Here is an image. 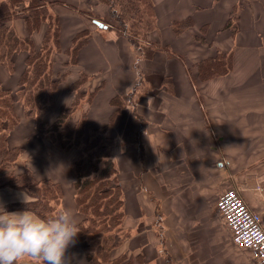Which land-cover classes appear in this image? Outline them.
Returning <instances> with one entry per match:
<instances>
[{
  "label": "crops",
  "instance_id": "crops-1",
  "mask_svg": "<svg viewBox=\"0 0 264 264\" xmlns=\"http://www.w3.org/2000/svg\"><path fill=\"white\" fill-rule=\"evenodd\" d=\"M47 1L60 3L52 11L60 19L63 50L71 48L80 31L91 29L92 35L78 51V61L91 78L86 86L100 87L89 106L88 126L107 125L108 135L118 144L119 151L113 155L124 193L125 228L133 229L119 253L142 251L146 264H260L251 250L238 247L232 239L228 244V226L218 218L211 199L229 184L261 213L264 224V0H153L157 21L148 37L168 49L157 50L137 67V55L127 37L90 24L88 15L98 13L102 0ZM240 5L234 31L226 25ZM187 19L191 26L176 32L174 23ZM23 21L14 22L21 37L28 35ZM202 30L204 41L197 38ZM32 37L35 46H41L43 30ZM226 51L232 54L226 74L200 79L196 67L192 74L188 71L195 62ZM19 54L12 72L0 63L5 88L19 86L27 57ZM130 90L138 93L137 112L127 105L116 110L112 98ZM61 94L62 90L54 94L56 108L66 102ZM14 107L20 121L9 141L22 147V153L12 169L16 173L29 169L37 180L59 183L63 208L71 209L80 223L82 216L71 201L72 163L79 151L64 152L41 137L35 118L22 104ZM49 112H45L48 120L54 115ZM142 184L147 193L141 190ZM24 194L30 199L23 190L0 189V197L7 195L10 203L21 202ZM146 198H159L164 218L171 222L166 227L171 232L166 243L170 262L147 235L132 248ZM134 218L140 220L134 224ZM152 247L158 252L149 257L146 250Z\"/></svg>",
  "mask_w": 264,
  "mask_h": 264
},
{
  "label": "trees",
  "instance_id": "trees-1",
  "mask_svg": "<svg viewBox=\"0 0 264 264\" xmlns=\"http://www.w3.org/2000/svg\"><path fill=\"white\" fill-rule=\"evenodd\" d=\"M16 1L0 2V61L13 70L15 56L21 51L27 52L26 69L22 73L18 88H5L0 81V185L9 183L24 190L32 201L28 206L29 210L39 217L53 216L62 209L63 188L59 183L50 179L37 180L29 169L20 173L12 169L22 151V147L11 146L9 141L12 130L20 121L14 107L16 103H20L28 115L35 117V126L41 137L62 150L67 151L74 147L80 149L79 157L72 163L75 172L76 206L83 216L79 223L81 231L77 239L83 243L89 263L146 264L143 252L135 255L116 252L128 238L129 232L125 228L123 189L112 153L115 140L108 136L107 125L88 126V100L81 107L84 96L88 95L90 100L96 90L83 91L80 86L84 84L78 78L69 86V89L75 92L71 103L57 108L54 119L45 118V112L54 107V93L65 76L62 74L56 77L52 71L53 48L59 46L58 17L50 11L52 3L46 0H28L26 5ZM109 2L114 7L118 0ZM118 3H121L120 9L113 10L117 12L120 25H110L109 28L115 29L121 36L129 38L128 35L132 34L134 38L137 36L142 39L143 43H134L139 59H149L157 50L168 49L148 39V34L156 27L157 21L152 0H121ZM20 6L21 10L15 11V8ZM240 7L241 5L236 7L226 25L228 28H234V31L237 28L235 23ZM18 17H23L28 25L27 37H21L16 32L13 21ZM44 24L46 29L43 44L37 48L31 35ZM128 24L130 33L125 27ZM189 26L190 19L173 25L176 32H181ZM79 33L69 48L74 60L78 50L87 42L90 31L84 29ZM198 35L197 38L204 41V31ZM231 56L230 52H220L212 59L198 62V78L208 79L226 74L232 67ZM81 74L86 76L85 73ZM112 103L116 110L125 106V100L119 94L112 98ZM13 205L27 207L21 202H14ZM170 259L168 257L166 261L170 262ZM28 264L36 262L29 259Z\"/></svg>",
  "mask_w": 264,
  "mask_h": 264
},
{
  "label": "rangeland",
  "instance_id": "rangeland-1",
  "mask_svg": "<svg viewBox=\"0 0 264 264\" xmlns=\"http://www.w3.org/2000/svg\"><path fill=\"white\" fill-rule=\"evenodd\" d=\"M2 1V0H1ZM0 1V2H1ZM17 1H19V2H23V4L24 5H26L27 3H28V0H17ZM16 1V2H17ZM47 1V0H46ZM121 0H118V2H120ZM153 1V0H152ZM48 2H50V4H51V6H50V11L51 12H53L52 11V8H53V6L54 5H58V4H60V3H57V2H52V1H48ZM102 2H103V5L102 4H100L99 5V7H98V13H96V12H92V14H93V17H90L89 15H88V17H89V19H90V24L92 23V25L94 24V25H96L97 26V28H100V29H107V28H109L110 27V25H113V27L114 26H119L120 25V21L118 20V18H117V16H116V14H117V12L115 13L114 12V8H117V9H120V6H121V3H114V7L113 6H111V4H110V2H109V0H102ZM22 4V3H21ZM140 6V5H139ZM19 10H21V6L20 7H16L15 8V11H19ZM105 10V13H102L103 11ZM27 11V13H29L28 12V10H26ZM121 11V10H120ZM122 12V11H121ZM54 13V12H53ZM85 14V13H84ZM96 14H97V16H96ZM119 14V13H118ZM121 14V13H120ZM127 16H128V14H127ZM138 16V15H137ZM23 19L24 21V23H25V25H26V27H27V33L29 34V30H28V25H27V23H26V21H25V19L23 18V17H18V18H16L14 21H13V23L14 22H16V20L17 19ZM96 21H99V22H101V23H103L104 25H105V27H101V26H99L97 23H96ZM137 21V20H136ZM93 25V26H94ZM234 25V24H233ZM58 26H59V46L57 47V48H53V53H52V71H53V73H54V75L56 76V77H59L60 75H65L64 76V78L62 79V82H61V86H59L58 87V89L59 90H62V93L64 94V95H62L61 94V99H66V102L64 103V104H70L71 103V101L73 100V98H74V96H75V92L74 91H72V90H70L69 89V86L74 82V81H76L78 78L80 79V80H82V84H84L83 86H80L81 88H82V90L83 91H88V92H93V91H97L100 87H97V86H89V85H87L86 86V84H89V81H90V76L89 75H87L86 74V72L85 71H83V69L81 68V66L79 65V61H78V52L76 53V60H74L73 58H72V53L70 52V49H66V50H63L62 49V46L60 45V29H61V26H60V19L58 18ZM125 27L127 28V31L129 32V24L126 26L125 25ZM87 28V27H86ZM85 28V29H86ZM43 30V39H42V42H41V45L43 44V40H44V35H45V29H46V25L44 24V25H41L40 27H39V29H36L34 32H36V31H40V30ZM90 32H91V29L90 28H87ZM84 30V29H83ZM82 30V31H83ZM109 30H110V28H109ZM33 32V33H34ZM33 33H32V35L31 36H33ZM130 33V32H129ZM78 34H80V33H78ZM92 34L90 33L89 34V37L91 36ZM28 36V35H27ZM26 36V37H27ZM128 37L129 38H127L128 40H129V42L131 43V45H132V48L134 49V51H135V53H136V59H135V61H134V67H137L138 65H140V64H142V60L143 59H139L140 57H138V50L136 49V47H135V45H134V43L136 42V41H138L139 43L140 42H142V39L140 38V37H137L136 36V38H134L133 37V35L132 34H130V36L128 35ZM32 39H33V37H32ZM148 39H149V37H148ZM150 40V39H149ZM34 42V41H33ZM143 43V42H142ZM35 44V43H34ZM36 47H37V45H36ZM40 46H38L37 48H39ZM79 51V50H78ZM61 53V54H60ZM63 53V54H62ZM19 54V53H18ZM26 54H27V52H23V51H21L20 52V54L18 55L19 57H24V59H25V56H26ZM217 56V55H216ZM16 57H17V55H16ZM62 58H65V59H67L68 61L66 62V63H64L61 59ZM212 58H214V57H212ZM211 59V58H210ZM141 60V61H140ZM57 61H59V63H57ZM70 61V62H69ZM198 62H200V61H198ZM198 62H195V64H193V65H191V67L188 69V71L190 72L191 71V74L193 73V69L196 67L195 65L198 63ZM0 63H2V64H5L4 62H1L0 61ZM61 64V65H60ZM7 67H8V65L7 64H5ZM26 65V60L24 61V64H23V66H25ZM14 68V67H13ZM8 69L12 72L13 70L12 69H10L9 67H8ZM60 70V71H59ZM195 70H196V72H195V74L197 75V69L195 68ZM81 72L82 73H85L86 74V76L85 75H82L81 74ZM80 74H81V76H80ZM80 76V77H79ZM143 78V77H142ZM197 78H198V76H197ZM196 79V78H195ZM139 80H141V82L143 81V79H139ZM81 84V85H82ZM142 84L144 85L145 83H143L142 82ZM60 87H61V89H60ZM16 88H18V86L16 87ZM137 88V87H136ZM135 88V89H136ZM56 90L55 91V93L57 92L58 93V91L59 90ZM140 89V88H139ZM138 89V90H139ZM95 91V92H96ZM134 90L133 91H129V92H126V93H123V95H121V97L125 100V105H127V106H134V110H135V112H137V107H138V93H135L134 94ZM54 93V94H55ZM126 94V95H125ZM140 94V93H139ZM95 95V94H94ZM94 95H92V97H91V99L89 100V98H88V95H85L84 96V98H83V100H82V102H81V107L83 106V105H85L86 104V100H88L90 103L92 102V99H93V97H94ZM120 95V94H119ZM65 96V97H64ZM88 98V99H87ZM68 101V102H67ZM88 103V102H87ZM89 106H90V104H89ZM131 107V108H132ZM88 110H89V107H88ZM47 111H51V112H49V113H51V114H54L53 116H54V118H55V116H56V113H57V108H56V106H55V102H54V107L53 108H51V109H48ZM31 116V115H30ZM53 116H51V118H50V120L51 119H54V118H52ZM35 118V117H34ZM19 123V122H18ZM87 124H88V121H87ZM142 126H144V125H142ZM143 129V128H142ZM107 132H108V129H107ZM108 134V133H107ZM108 136H110V135H108ZM115 142H116V140H115ZM73 149V151L74 152H77V151H79V154H80V149L79 148H76V147H74V148H72ZM72 149H70V150H63L64 152H68V151H71ZM118 149V144H116L114 147H113V154H114V152L115 153H117L119 150H117ZM21 153H22V151H21ZM20 153V154H21ZM20 156V155H19ZM115 159V162H116V158H114ZM116 164H117V166H118V162H116ZM119 169V168H118ZM9 170H11V169H9ZM74 170V169H73ZM75 173V172H74ZM7 184H9V183H7ZM3 185V186H1L0 185V189H2V188H4V187H12L13 189H17L15 186H13V185ZM174 187H177V185L175 184L174 185ZM228 188H235V187H231L229 184H226L225 183V185L222 187V188H220V189H218L213 195V197H212V206H213V208H214V210H215V212H216V214H217V216H218V214H219V216H218V218L219 217H221V215H220V213H219V211L217 210V202H218V198H219V196H220V194L224 191V190H226V189H228ZM123 189V188H122ZM137 191H138V189L137 188H135ZM18 190H21V189H18ZM141 190L142 191H144V192H148V189L145 187V185L144 184H142V188H141ZM24 191V190H23ZM73 198H72V200L71 201H73V203H74V205H75V207H76V210H77V206H76V199H75V187H74V181H73ZM2 196V195H1ZM151 196H153V194H149V197H151ZM123 197H124V193H123ZM6 198H8L7 197V195H6V197L5 196H2V197H0V205H2L7 211H13V210H15V209H22V210H24L26 207H15L14 205H13V203H10L9 202V200H7ZM63 199H64V192H63ZM63 199H62V204H63ZM161 200L158 198V199H155V198H150V200H148V198H146L145 200H144V202H145V204H146V206H145V210H144V214H143V216H142V218H141V221H139L138 223H136L138 220H140L139 218H134V220L132 221L134 224L136 223V225H135V227H134V232H135V230H137V234H136V236H135V238L132 240V242L134 243V244H132V248H135V246L137 245V244H139V243H141V242H143L144 241V239L146 240V235H147V237L148 238H150V239H152L153 240V242H155L156 244H157V249L159 248L160 250H161V254H162V256L164 257V260H166V258H168V257H170V253H169V249H168V247H167V245H166V243L167 242H169L170 240H169V236H168V234H169V232L170 231H168V230H166V227L167 226H169L170 225V221H168V220H166L164 217V211L162 210V207H161V202H160ZM62 206V208H63V205H61ZM31 211V210H30ZM78 211V210H77ZM31 212H33V211H31ZM78 213H79V215H81L82 216V214L78 211ZM83 217V216H82ZM126 217H127V215H126ZM81 219H83V218H81ZM168 219V218H167ZM221 220H222V217H221ZM222 222H223V224L225 225V226H227L226 224H225V222L222 220ZM169 224V225H168ZM175 224H177L178 226H179V222L177 221V223H175ZM127 226V225H126ZM167 229H168V227H167ZM167 231V232H166ZM129 232V236L128 237H130V235H131V237H132V234H131V232L133 233V229H130V231H128ZM171 233V232H170ZM125 234H126V232H125ZM226 234H227V242H228V244L229 243H231L230 241H231V239H232V236H231V231H230V229L228 228V227H226ZM179 235V233L178 234H176V236H178ZM169 240V241H168ZM153 244V243H152ZM151 244V245H152ZM148 246H150V245H148ZM123 248V247H122ZM153 248V247H152ZM155 250L154 248L153 249H148V250H146V253L148 254V256L149 257H152L151 255L152 254H154V251L156 252H158V250ZM119 250H121L119 247L116 249V252H118L119 253ZM140 252H142V251H140ZM153 252V253H152ZM68 253H69V255L71 256V264H90L89 263V261H88V259H87V256H86V252H85V249L83 248V243L80 241V240H78L77 238H76V242H75V244L73 245V246H71L69 249H68ZM117 253V254H118ZM127 254L129 255V254H131V253H129L128 252V250H127ZM144 254V253H143ZM249 255H250V253H248ZM132 255H134V254H132ZM171 258V257H170ZM29 259H30V261H33L32 260V258H30V257H28V258H23V260H22V264H28V262H29ZM146 259V258H145ZM146 263H147V261H146ZM136 264H138V263H136Z\"/></svg>",
  "mask_w": 264,
  "mask_h": 264
},
{
  "label": "clouds",
  "instance_id": "clouds-1",
  "mask_svg": "<svg viewBox=\"0 0 264 264\" xmlns=\"http://www.w3.org/2000/svg\"><path fill=\"white\" fill-rule=\"evenodd\" d=\"M21 203L27 207L12 212L0 205V264H22L28 257L36 264H71L68 249L81 231L72 210L43 218L29 210L26 194Z\"/></svg>",
  "mask_w": 264,
  "mask_h": 264
},
{
  "label": "built area",
  "instance_id": "built-area-1",
  "mask_svg": "<svg viewBox=\"0 0 264 264\" xmlns=\"http://www.w3.org/2000/svg\"><path fill=\"white\" fill-rule=\"evenodd\" d=\"M217 209L231 231L232 241L252 251L260 264H264V224L259 211L251 207L236 188L224 190Z\"/></svg>",
  "mask_w": 264,
  "mask_h": 264
},
{
  "label": "water",
  "instance_id": "water-1",
  "mask_svg": "<svg viewBox=\"0 0 264 264\" xmlns=\"http://www.w3.org/2000/svg\"><path fill=\"white\" fill-rule=\"evenodd\" d=\"M96 23H97L99 26H101V27H105V25H104L103 23L99 22V21H96Z\"/></svg>",
  "mask_w": 264,
  "mask_h": 264
}]
</instances>
